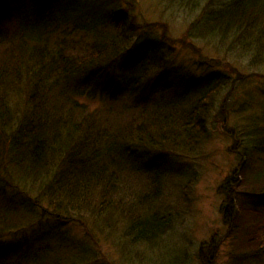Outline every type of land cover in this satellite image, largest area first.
Wrapping results in <instances>:
<instances>
[{
    "label": "trees",
    "instance_id": "obj_1",
    "mask_svg": "<svg viewBox=\"0 0 264 264\" xmlns=\"http://www.w3.org/2000/svg\"><path fill=\"white\" fill-rule=\"evenodd\" d=\"M37 1L34 8L14 0L0 16V137L11 131L0 149L9 157L8 166L1 162L0 168V197L6 200L0 199V238L20 229L26 213L36 218L43 200L53 209H43L51 218L62 216L59 209L96 214L109 223L119 216L126 241L152 246L174 224L169 213L145 215L165 191L169 158L192 153L206 141L208 119L224 84L209 82L188 109H177L173 101L144 105L149 95L144 72L153 59L163 66L158 52L165 41L129 47L136 29L118 8L107 12L106 0L104 5L99 0ZM180 1L191 8L204 1L206 8L214 4ZM206 8L201 9V35L218 44L234 39L243 51L253 52L254 65L264 66V0H225L215 10ZM11 20L15 30L5 31ZM16 89L30 93L27 108L19 111L9 99ZM84 95L112 104V111L124 104L121 98L138 96L142 102L117 110L119 120L99 124L79 101ZM125 112L135 117L130 124ZM251 138L252 143H244L240 186L259 202L237 200L229 237L244 252L232 257L233 264H264V126ZM27 178L38 197L18 204L6 189H19L13 181ZM60 238L30 246L9 264L91 263L83 242Z\"/></svg>",
    "mask_w": 264,
    "mask_h": 264
},
{
    "label": "rangeland",
    "instance_id": "obj_2",
    "mask_svg": "<svg viewBox=\"0 0 264 264\" xmlns=\"http://www.w3.org/2000/svg\"><path fill=\"white\" fill-rule=\"evenodd\" d=\"M26 1L34 7V0ZM48 1L50 4L51 0ZM213 2L208 8L205 1L201 2V7L191 8L185 7L180 0H106L107 12L112 7L118 8L129 16L136 29L131 34L129 47L134 44L142 47L146 40L165 41L161 54L158 52L164 57L163 66L153 59V69L150 65L144 72L149 75L144 86L145 95H149L143 100L144 105H153L154 101L164 104L173 101L177 103V109H188L200 97L197 93L202 92L209 82L224 84L208 119L206 141L192 153L171 155V173L165 191L145 213L146 216L156 212L160 215L169 213L174 220L172 230L156 244L138 247L123 238L119 216L109 223L96 214L79 215L59 209L62 216L55 215L56 220L46 214L53 209L42 200V210L36 218L31 213H24L26 218L17 227L20 229L1 235L0 264L13 262L30 246L51 240L54 243L58 241L56 238L61 240L60 237L83 242L90 264H233L232 257L244 252L240 245L232 243L234 239L229 233L237 200L248 205L259 202V199L253 200L255 196L248 194L247 188L240 186V175L244 143H252L255 129L264 126V66L254 65L253 52L243 51L233 43L234 39L227 44H218L216 40L201 35L202 7L206 8L204 12L215 10L225 0ZM99 3L104 5L105 1L99 0ZM11 4L14 0H0V16L11 9ZM16 26L11 20L2 28L7 27L5 31L13 32ZM29 94L16 89L9 95L10 106H16L18 111L27 108ZM138 98H121L119 103L124 104L121 107L116 104L119 108L115 111L108 108L112 104L90 100L86 95L79 101L86 106V113L101 124L106 122L105 119L116 121V111H122L132 103L140 104L142 100ZM124 114L129 124L135 118L127 112ZM77 118H81L80 115ZM253 125L256 127L252 128ZM3 133L0 149L6 147L5 140L11 131ZM4 154H0V168L1 162L8 166L9 157ZM28 180H15L13 182L19 189L11 186L6 189L7 195L17 196L15 201L18 204L28 202L26 198L29 196L33 200L38 197ZM43 209L47 211L43 212Z\"/></svg>",
    "mask_w": 264,
    "mask_h": 264
}]
</instances>
